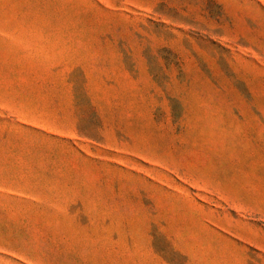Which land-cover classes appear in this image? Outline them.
<instances>
[{
    "label": "rangeland",
    "instance_id": "rangeland-1",
    "mask_svg": "<svg viewBox=\"0 0 264 264\" xmlns=\"http://www.w3.org/2000/svg\"><path fill=\"white\" fill-rule=\"evenodd\" d=\"M0 264H264V0H0Z\"/></svg>",
    "mask_w": 264,
    "mask_h": 264
}]
</instances>
